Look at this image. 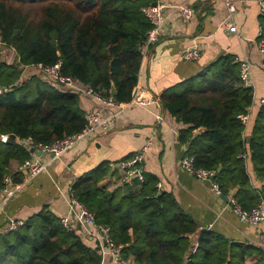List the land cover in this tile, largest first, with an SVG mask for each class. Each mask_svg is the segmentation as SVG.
<instances>
[{"label":"trees","instance_id":"obj_1","mask_svg":"<svg viewBox=\"0 0 264 264\" xmlns=\"http://www.w3.org/2000/svg\"><path fill=\"white\" fill-rule=\"evenodd\" d=\"M153 1L0 0V42L16 54L11 63L0 59V86L7 88L0 94V135H16L13 143L0 141V180L10 173L12 159L28 157L29 145L53 142L85 124L79 92L36 73L23 79V68L58 64L61 75L129 102L151 26L142 8ZM261 26L264 34V15ZM238 70L233 55H221L163 91L160 101L183 125L178 140L194 164L220 168L216 176L223 192L236 187L238 198L255 191L246 171L248 155L264 196V103L244 136L237 116L248 112L253 90L240 84ZM108 171V163L100 162L76 177L71 190L96 223L110 228L126 264H246L240 245L212 229H201L191 243L196 223L170 192L155 187L152 174H145L137 193L128 192L127 185L99 188ZM87 238L43 206L16 229L0 232V264H101Z\"/></svg>","mask_w":264,"mask_h":264},{"label":"crops","instance_id":"obj_2","mask_svg":"<svg viewBox=\"0 0 264 264\" xmlns=\"http://www.w3.org/2000/svg\"><path fill=\"white\" fill-rule=\"evenodd\" d=\"M162 1L168 5L189 6L193 15L185 17L171 7L166 10V21L157 40L144 50L138 81L129 102L106 105L84 91L79 92L81 108L84 111L99 110L105 125H99L91 134L77 139L59 158L30 152L28 157H39L47 163V168L29 178L7 199L0 213V230L10 219L24 221L43 206L58 217L65 215L73 181L100 162H107L109 171L98 180V187L110 191L120 187L122 184L118 178L122 171L119 163L145 146L141 165L144 178L145 174H152L155 187L159 191L170 192L179 208L196 223L197 232L191 236V243L195 242L198 231L212 229L229 243L240 245L237 248L245 252L246 264H264V224L240 220L229 202V197L233 196L244 209H250L263 195L262 182L255 175L250 157H245L246 171L255 191L240 192L237 198V188L234 187L223 192L226 198L216 195L211 191L209 181L197 179L180 166L181 157L187 152L186 144L178 140V130L183 125L163 108L160 101L163 91L196 74L221 55L231 54L237 61L248 60L253 98L243 134L249 136L261 105L260 99L264 97V53L259 52L256 46L262 32L264 12L258 0H228L235 5L233 12L228 11L227 0ZM230 25L235 26L234 31L228 30ZM189 47H196L200 52L197 60L189 61L182 57L183 50ZM27 67L36 69L25 66L23 70ZM71 84L76 88L85 86L74 79ZM62 88L67 89L68 84ZM134 98L137 102L132 101ZM19 163V160L12 159L8 171L20 181L26 173L17 171ZM127 188L128 192L138 193L141 182L127 185ZM72 225L79 233H85L86 227L74 216ZM87 242L95 246L93 236L88 237ZM101 264L115 262L111 255H107Z\"/></svg>","mask_w":264,"mask_h":264},{"label":"built area","instance_id":"obj_3","mask_svg":"<svg viewBox=\"0 0 264 264\" xmlns=\"http://www.w3.org/2000/svg\"><path fill=\"white\" fill-rule=\"evenodd\" d=\"M258 1L261 11L264 12V0ZM155 2V4L150 3L142 8L151 24L146 34L147 46L157 40L161 31V27L166 21V10L168 8L171 7L172 9L180 11L185 17H190L191 15H193V9L189 6L183 4L168 5L162 0H155ZM226 5L229 12L235 11V5L232 3V1L227 0ZM228 30L234 31L235 26L230 25L228 27ZM256 46L259 52L264 53V34L262 32L259 33L258 39L256 41ZM199 56L200 52L196 47L186 48L182 52V57L189 61H195L199 58ZM30 66H34L39 69L40 76L43 79L52 83H60L62 85L68 84L67 89H71L77 92L84 91L92 98L106 105L121 103L115 101L112 96H104L101 91L95 90L91 84H84V87L76 88L75 85L71 84L73 79L65 77L59 73L58 64H36ZM238 73L240 84L243 86H249L251 65L248 60L239 61ZM6 89L7 88L5 86H0V94L3 93ZM132 101H136V99L134 98ZM260 103H264V97L260 99ZM100 116L101 115L99 110H87L84 112L85 124L80 131L71 135H67L53 142H37L31 146L29 145V147H33L34 150H39L41 151V153L50 154L54 158H59L72 147L77 139L91 134L99 125H105V123L101 121ZM237 117L241 121V123L245 125L248 119V112L241 113ZM145 149L146 147L144 146L139 151L134 152L128 159H125L119 163V168L121 169L122 173L120 174L118 180L122 185L131 186L136 182L140 183L144 180L141 165L143 162ZM242 156H245V154H242ZM180 166L182 167V169H184L197 179L209 181L210 189L216 195L223 194L222 188L216 176V169L196 166L194 164L193 155L189 154L188 152H185V154L181 157ZM46 168L47 163L40 160V158L37 156H30L21 161L17 167L18 172L26 173V177L24 179L20 181L15 180L12 173L3 175L2 179L0 180V213L4 209V205L7 199L15 191L20 189L29 178L34 177L42 171H45ZM229 202L232 203V210L240 220L249 224H264V196H260L256 204L250 209H244L233 196L229 197ZM67 205V213L60 217L61 222L67 229L73 228L72 217H76L79 222H82L86 227L84 234L87 237H94L95 247H97L101 255V260L105 256L111 255V257L114 259L115 264L127 263L128 260L124 259L121 256V245L116 244L111 237L110 228L107 225L96 223L94 213L75 197L72 190H70L69 192ZM23 222V220L10 219L6 226H4L0 230V232L7 233L11 230H14L18 226L23 224ZM90 228H94V230L90 231Z\"/></svg>","mask_w":264,"mask_h":264},{"label":"rangeland","instance_id":"obj_4","mask_svg":"<svg viewBox=\"0 0 264 264\" xmlns=\"http://www.w3.org/2000/svg\"><path fill=\"white\" fill-rule=\"evenodd\" d=\"M0 59L7 62V63L13 62L16 59V54H15L14 49H12V47L6 46L0 42ZM34 72H37V74L40 75L39 69L27 67L26 70L25 71L23 70V72H22L23 73V79H25L26 77H28L31 74H34Z\"/></svg>","mask_w":264,"mask_h":264},{"label":"water","instance_id":"obj_5","mask_svg":"<svg viewBox=\"0 0 264 264\" xmlns=\"http://www.w3.org/2000/svg\"><path fill=\"white\" fill-rule=\"evenodd\" d=\"M156 2L153 1L151 4H155ZM19 63V62H17ZM110 94L114 95L115 94V87L113 85V83H111V87H110ZM16 139V135L14 133H9V134H2L0 135V141H3V142H7V143H13ZM30 152H35L37 155H40L41 154V151L39 150H34L33 147L30 148ZM220 168L217 169V171H219ZM159 194V192L157 193ZM223 196L224 198H226L225 195H221Z\"/></svg>","mask_w":264,"mask_h":264}]
</instances>
